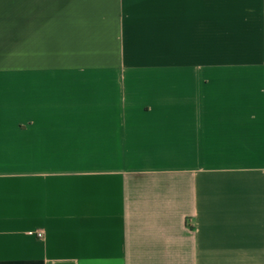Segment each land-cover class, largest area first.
Returning <instances> with one entry per match:
<instances>
[{"label":"crops","instance_id":"obj_1","mask_svg":"<svg viewBox=\"0 0 264 264\" xmlns=\"http://www.w3.org/2000/svg\"><path fill=\"white\" fill-rule=\"evenodd\" d=\"M0 264H264V0H0Z\"/></svg>","mask_w":264,"mask_h":264},{"label":"built area","instance_id":"obj_2","mask_svg":"<svg viewBox=\"0 0 264 264\" xmlns=\"http://www.w3.org/2000/svg\"><path fill=\"white\" fill-rule=\"evenodd\" d=\"M30 235H34L36 236L37 238L41 239L43 237V232H37V233H34V232H31Z\"/></svg>","mask_w":264,"mask_h":264}]
</instances>
